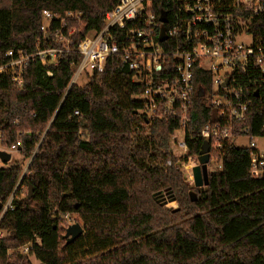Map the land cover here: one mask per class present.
<instances>
[{
    "label": "trees",
    "instance_id": "1",
    "mask_svg": "<svg viewBox=\"0 0 264 264\" xmlns=\"http://www.w3.org/2000/svg\"><path fill=\"white\" fill-rule=\"evenodd\" d=\"M118 2L0 0V67L11 62L7 52L33 53L38 40L43 48L61 46L59 20L47 36L41 29L44 10L80 14L77 48ZM79 59L29 60L22 84L11 69L0 73V149L16 146L10 153L29 160L26 172L18 160L0 166V201L12 197L0 223L7 233L0 264H33L31 256L38 264H264V173L253 176L250 151L224 147L208 184L191 186L183 166H166L178 122L147 121L141 85L120 56L69 88ZM262 121L250 122L253 134ZM205 122L195 118L189 128L191 153L202 150L203 140L189 137ZM73 216L84 233L68 243Z\"/></svg>",
    "mask_w": 264,
    "mask_h": 264
},
{
    "label": "built area",
    "instance_id": "2",
    "mask_svg": "<svg viewBox=\"0 0 264 264\" xmlns=\"http://www.w3.org/2000/svg\"><path fill=\"white\" fill-rule=\"evenodd\" d=\"M162 11L166 22L160 20ZM42 18L46 36L54 19L59 20L54 36L61 46L43 48L38 40L33 53L7 52L12 59L0 73L11 69L13 80L22 84L29 60L57 64L65 53H77L70 88L103 72L110 56H120L133 82L141 85L137 98L147 121L179 124L170 137L166 166H190L194 182L192 169L202 166L201 152L191 153L188 131L197 118L206 122L189 138L209 143L206 166L220 168L219 151L228 145L243 147L237 142L247 138L249 145L243 148L250 151L251 172L255 177L264 173V149L256 143L264 144V0H119L106 13L104 27L86 34L77 48L72 47L69 19H80L79 13L59 16L44 10ZM259 117V133L253 134L250 122L257 124ZM11 200L3 204L0 223ZM6 236L0 228V240ZM30 249L29 244L20 250L26 254Z\"/></svg>",
    "mask_w": 264,
    "mask_h": 264
},
{
    "label": "water",
    "instance_id": "3",
    "mask_svg": "<svg viewBox=\"0 0 264 264\" xmlns=\"http://www.w3.org/2000/svg\"><path fill=\"white\" fill-rule=\"evenodd\" d=\"M160 20L162 22L167 21V15L165 11L161 12ZM166 39V35L164 30L162 29L161 31V36H160V41H164ZM209 151H210V146L208 142L203 143L202 151H201V157L200 161L202 166H195L192 169L193 173V179H194V186L197 188H201L203 186H206L208 184V177H209V172L207 170V163L209 162ZM11 153L0 149V160L2 163H8L11 160ZM33 193V188H29V197H31ZM194 197V196H193ZM3 209V203L0 201V211ZM84 233V228L83 226L76 222L73 224H70L67 226L64 238L67 239V242H73L76 240L78 237H80Z\"/></svg>",
    "mask_w": 264,
    "mask_h": 264
},
{
    "label": "rangeland",
    "instance_id": "4",
    "mask_svg": "<svg viewBox=\"0 0 264 264\" xmlns=\"http://www.w3.org/2000/svg\"><path fill=\"white\" fill-rule=\"evenodd\" d=\"M69 25L71 26V27H69L70 29H72V36L74 35V34H77L78 32H80L81 30H82V28H83V23H82V20H81V18L80 19H75L74 20V18H71V19H69ZM72 23V24H71ZM87 81L88 80H85V78H82L80 81H79V83L80 84H85V83H87ZM257 143V146L259 147V148H261V149H264V144H263V141L262 140H259V141H257L256 142ZM237 144L238 145H240V146H243V147H246V146H248L249 145V141H248V139L247 138H245V139H240V140H238V142H237ZM1 148V147H0ZM12 154V159L9 161V163L10 164H12V163H14L16 160H18L19 162H21V164L23 165V168H24V171H26L27 170V167H28V162H29V160L28 159H23V157H22V155H20L18 152H13V153H11ZM4 163H2L1 162V160H0V166H2ZM190 166H183V172H184V174H185V176H186V181L188 182V184H190L191 186H194V182L192 181V179L190 178V171H188V168H189ZM218 167L219 166H208L207 167V170H208V172L210 173L211 171H213V170H217L218 169ZM24 173V172H23ZM203 187H205V186H203ZM26 191H28V188H24L23 190H22V192H23V194H21V196H23L24 195V192L26 193ZM195 196V195H194ZM168 206L169 207H176L177 206V204L174 202V203H169L168 204ZM76 222H78V220H76V217H74L73 216V218L71 219V222L69 223V225L70 224H73V223H76ZM78 223H80L81 225H82V223L79 221ZM68 225V226H69ZM12 252V251H11ZM13 256V255H12ZM11 259H14L13 257H11ZM30 260L32 261V263L33 264H38L39 263V261H37L34 257H30Z\"/></svg>",
    "mask_w": 264,
    "mask_h": 264
}]
</instances>
